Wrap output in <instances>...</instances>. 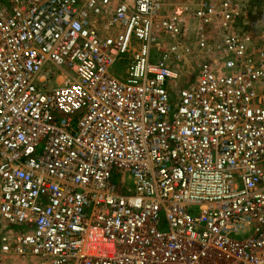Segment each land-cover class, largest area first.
I'll list each match as a JSON object with an SVG mask.
<instances>
[{
    "label": "built area",
    "instance_id": "obj_1",
    "mask_svg": "<svg viewBox=\"0 0 264 264\" xmlns=\"http://www.w3.org/2000/svg\"><path fill=\"white\" fill-rule=\"evenodd\" d=\"M237 18L235 0H0V253L264 264V38ZM193 45L206 60L172 94Z\"/></svg>",
    "mask_w": 264,
    "mask_h": 264
},
{
    "label": "rangeland",
    "instance_id": "obj_2",
    "mask_svg": "<svg viewBox=\"0 0 264 264\" xmlns=\"http://www.w3.org/2000/svg\"><path fill=\"white\" fill-rule=\"evenodd\" d=\"M238 1V0H235ZM255 1L249 2L247 8L242 7V10L246 13V18L241 19L237 18L234 20L235 26L239 28H243L244 31L249 33L254 39L253 44L258 45L261 37L264 35V2L262 3H254ZM249 10V11H248ZM248 16L247 17V15ZM189 29L186 32L187 39L192 41L194 35V25L192 22L188 21ZM188 27V26H187ZM216 33V32H214ZM213 33V34H214ZM217 36V34H214ZM206 56L194 48L189 55H184L183 60L181 62L175 63L177 67L180 69L178 78L171 81L169 85L172 94H176L178 90L194 76L196 71V65L204 62L206 60ZM117 183V181H116ZM38 258H29V257H20L13 254H1L0 253V264H41Z\"/></svg>",
    "mask_w": 264,
    "mask_h": 264
},
{
    "label": "crops",
    "instance_id": "obj_3",
    "mask_svg": "<svg viewBox=\"0 0 264 264\" xmlns=\"http://www.w3.org/2000/svg\"><path fill=\"white\" fill-rule=\"evenodd\" d=\"M172 2H182V1H187V0H171ZM248 1L251 2V0H238L239 4L242 6V7H246L247 8V5H248ZM249 11V10H248ZM250 16L249 13L247 15V17Z\"/></svg>",
    "mask_w": 264,
    "mask_h": 264
},
{
    "label": "trees",
    "instance_id": "obj_4",
    "mask_svg": "<svg viewBox=\"0 0 264 264\" xmlns=\"http://www.w3.org/2000/svg\"><path fill=\"white\" fill-rule=\"evenodd\" d=\"M252 1H255L254 3H257V4L264 2V0H252Z\"/></svg>",
    "mask_w": 264,
    "mask_h": 264
}]
</instances>
